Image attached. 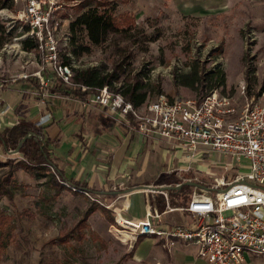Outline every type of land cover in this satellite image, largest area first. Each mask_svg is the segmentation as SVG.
I'll return each instance as SVG.
<instances>
[{
	"label": "rangeland",
	"instance_id": "rangeland-1",
	"mask_svg": "<svg viewBox=\"0 0 264 264\" xmlns=\"http://www.w3.org/2000/svg\"><path fill=\"white\" fill-rule=\"evenodd\" d=\"M51 2L61 25L57 34L60 62L69 58L72 68L104 65L109 71L118 70L119 81L131 82L138 77L153 89L148 102L160 95L200 102L211 83L202 79L190 89L180 84L181 76L190 67L200 72L220 70L224 83L216 90L232 98L234 117L239 116L245 103L264 98V0H112L116 17L127 14L132 18L131 29L126 33L111 31L97 45H89L82 37L76 44L88 45L89 50L78 55L70 50V35L67 45L63 38L69 34L70 22L86 10L84 5L93 7L97 0ZM22 8L15 0H6V6L0 8V109H9L4 116L6 124L14 121L10 112L14 114L20 95L41 100L59 85L51 69L41 71L50 80L47 87L37 89L23 77L39 79L34 74L41 70L42 56L37 46L22 48L21 41H35L26 35L27 27L19 19ZM60 87L72 88L69 84ZM7 91L10 96L4 94ZM30 100L22 104L21 115L30 117ZM4 127L10 126L0 128ZM212 157L204 159L210 161ZM6 159H12L13 164L0 167V176L11 170L16 187L11 198L0 195V214L10 217L13 225L0 249V264H194L175 254L171 258L164 249L160 252L162 244L158 242L147 248L140 240H119L110 232L115 216V209L107 208L111 204L98 193L86 194L84 189L64 181H60L63 188H55L50 182V165L38 175L15 166L24 160L21 153L5 156L0 150V162ZM235 172L218 174L229 181ZM201 179L212 181L208 176ZM169 183L165 186H176ZM173 190H169L171 203L186 205L190 188L177 193ZM132 200L137 207L142 206L141 195L136 194ZM155 203L160 211L165 205L159 196ZM83 217L85 225L74 229Z\"/></svg>",
	"mask_w": 264,
	"mask_h": 264
},
{
	"label": "built area",
	"instance_id": "built-area-1",
	"mask_svg": "<svg viewBox=\"0 0 264 264\" xmlns=\"http://www.w3.org/2000/svg\"><path fill=\"white\" fill-rule=\"evenodd\" d=\"M15 1L23 6L18 16L27 27L26 35L35 40L42 56L41 70L34 74L41 88L50 82L41 71L51 69L62 84L85 90V86L72 83V66L60 62L57 34L61 25L51 0ZM68 40L69 34H65L64 45ZM84 104L117 113L120 121L134 122L145 135L156 134L174 142L187 158L199 155L201 159L208 153L223 155L229 158L223 164L225 170H231L242 159L248 162L247 170L237 172L229 181L213 174L209 183L197 177L186 178L184 183L196 182L199 186H191L189 200L183 206L171 203L169 190H160L165 185L138 187L136 190L144 193L149 202L145 215L133 219L115 209L114 223L110 225L115 237L123 242L150 237L168 249L193 245L204 264H264V98L245 103L237 117L232 98L217 90L200 102L170 100L160 95L136 108L120 93L103 86L90 93ZM8 112L9 109H0V127L17 122L5 123ZM41 123L39 119L37 124ZM157 196L165 202L161 211L155 203ZM176 211L183 213L186 220L177 222L173 217Z\"/></svg>",
	"mask_w": 264,
	"mask_h": 264
},
{
	"label": "crops",
	"instance_id": "crops-1",
	"mask_svg": "<svg viewBox=\"0 0 264 264\" xmlns=\"http://www.w3.org/2000/svg\"><path fill=\"white\" fill-rule=\"evenodd\" d=\"M88 7L90 6L84 5L85 9ZM29 88L34 91L33 87ZM59 91L60 87L56 85L43 99L33 101L20 95L15 115L12 114L13 122L19 119L37 122L41 119L42 134L48 142L49 156L64 176L86 184L102 195L112 209L122 210L123 215L128 218H143L149 204L146 195L135 188L149 184L165 185L169 183L167 179L171 180L169 184L179 186L184 184L186 178H205L211 177V174L222 176L218 171H230L223 167L229 161L226 156L208 153L201 159H198L199 155L187 158L182 150L174 146V142L156 134L145 135L138 131L134 122L126 124L120 121L117 113L84 104L86 98L80 99ZM4 94L10 96L9 91ZM28 100L30 117L20 113L24 110L22 104L25 101L27 104ZM211 154L213 157L210 161L204 159H209ZM247 165V160L242 159L235 162L231 170L235 169V174L244 172ZM136 194L141 195L140 207L132 200ZM173 217L177 222L186 220L185 215L178 211L173 213ZM138 240L147 248L152 247L155 242L161 244L150 237H140ZM162 247L159 246V251L164 249L171 254V258L175 254L194 264L199 261L204 264L193 245H178L170 249ZM181 248L186 251H180ZM144 254L143 252L141 256Z\"/></svg>",
	"mask_w": 264,
	"mask_h": 264
},
{
	"label": "trees",
	"instance_id": "trees-1",
	"mask_svg": "<svg viewBox=\"0 0 264 264\" xmlns=\"http://www.w3.org/2000/svg\"><path fill=\"white\" fill-rule=\"evenodd\" d=\"M6 6V0H0V8ZM114 8L112 3L108 0H97L95 6L88 7L85 11L81 12L69 24L70 35V50L74 55H78L89 50V46L85 44H76L82 37L87 40L89 45H97L103 42L107 34L111 31L128 32L131 29L130 22L132 18L127 14H122L119 17L114 15ZM2 44V43H0ZM22 48L30 50L37 46L36 42L32 40L21 41ZM65 63L69 64V58L65 59ZM119 72L117 69L109 71L106 66H91L87 68H72V83L75 85L85 86V90L77 87L69 89L61 88L62 81L59 80V92L72 94L73 96L84 99L90 93L96 91L103 86H108L114 92L120 93L123 98L130 102L134 107H140L148 102L150 94H154L153 89L138 77H135L131 82L119 81ZM35 88H40V82L37 78H26ZM204 79L211 84L208 86L209 92L216 90L217 87L222 86L224 83V74L220 70L213 72H200L196 67H190L189 72L181 76L180 84L190 89H194V84L201 82ZM118 83V86H114ZM156 94V93H155ZM158 94V93H157ZM205 95V96H206ZM43 126L38 125L37 122L26 121L19 119L14 125L10 127L0 128V150L2 153H9L18 147L19 143L24 137H29L23 141L19 147L18 153L23 155L24 160L16 162L15 166L20 167L28 172L41 174L45 167L50 165L52 172L50 173L51 185L57 189L64 186L60 181L67 182L69 185L78 189H84L91 193H97L95 190L90 189L86 184L67 179L58 166L51 160L48 151V142L42 134ZM13 164L12 159H6L0 162V167ZM16 187L13 180L11 170L0 176V195H5L9 198L12 197V190ZM191 188L189 185L183 184L179 189H174L173 192L177 193L184 188ZM170 195V192H169ZM161 197L162 201L163 197ZM157 200V197H156ZM164 208V207H163ZM163 210V209H162ZM10 217L0 214V249L6 244V240L10 237L13 225L10 224ZM86 223V218L83 217L74 229H81Z\"/></svg>",
	"mask_w": 264,
	"mask_h": 264
},
{
	"label": "water",
	"instance_id": "water-1",
	"mask_svg": "<svg viewBox=\"0 0 264 264\" xmlns=\"http://www.w3.org/2000/svg\"><path fill=\"white\" fill-rule=\"evenodd\" d=\"M28 137H29V135H27L26 137H24V138L22 139V141L19 143V145H18V147L16 148V150L12 151L11 153H18V150H19V147H20L21 143H22L23 141H25ZM184 184L189 185V186H193V187H198V186H199L196 182H186V183H184ZM182 185H183V184H180L179 186H175V187H172V186H163V187L160 188V190H171V189H173V188H174V189H178V188H180ZM141 187H145V186H141ZM135 189H138V188H135Z\"/></svg>",
	"mask_w": 264,
	"mask_h": 264
},
{
	"label": "bare ground",
	"instance_id": "bare-ground-1",
	"mask_svg": "<svg viewBox=\"0 0 264 264\" xmlns=\"http://www.w3.org/2000/svg\"><path fill=\"white\" fill-rule=\"evenodd\" d=\"M125 235V237H126V234H124Z\"/></svg>",
	"mask_w": 264,
	"mask_h": 264
}]
</instances>
